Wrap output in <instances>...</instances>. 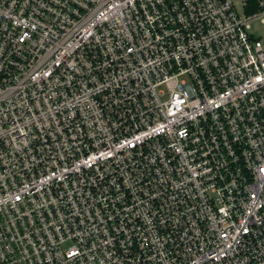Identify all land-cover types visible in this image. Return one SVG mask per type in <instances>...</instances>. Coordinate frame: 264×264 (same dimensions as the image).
Returning a JSON list of instances; mask_svg holds the SVG:
<instances>
[{
	"label": "built area",
	"instance_id": "2783aa9c",
	"mask_svg": "<svg viewBox=\"0 0 264 264\" xmlns=\"http://www.w3.org/2000/svg\"><path fill=\"white\" fill-rule=\"evenodd\" d=\"M0 0V264H264V0Z\"/></svg>",
	"mask_w": 264,
	"mask_h": 264
},
{
	"label": "rangeland",
	"instance_id": "374dc122",
	"mask_svg": "<svg viewBox=\"0 0 264 264\" xmlns=\"http://www.w3.org/2000/svg\"><path fill=\"white\" fill-rule=\"evenodd\" d=\"M242 2L240 0L236 1L237 7L240 11H242ZM251 33L255 38L261 40L264 43V25H262L259 21L252 22Z\"/></svg>",
	"mask_w": 264,
	"mask_h": 264
},
{
	"label": "trees",
	"instance_id": "16d2710c",
	"mask_svg": "<svg viewBox=\"0 0 264 264\" xmlns=\"http://www.w3.org/2000/svg\"><path fill=\"white\" fill-rule=\"evenodd\" d=\"M255 11V1L254 0H248V7H247V14L253 13Z\"/></svg>",
	"mask_w": 264,
	"mask_h": 264
}]
</instances>
